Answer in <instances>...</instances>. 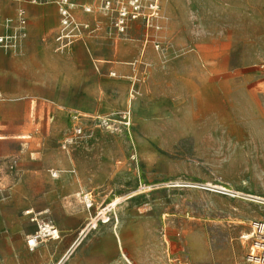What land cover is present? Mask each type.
Segmentation results:
<instances>
[{
	"label": "rangeland",
	"instance_id": "1",
	"mask_svg": "<svg viewBox=\"0 0 264 264\" xmlns=\"http://www.w3.org/2000/svg\"><path fill=\"white\" fill-rule=\"evenodd\" d=\"M154 1L142 0L120 32L119 0H69L76 37L60 49L59 12L57 33L42 40L49 127L59 129L48 139L65 171L98 183L80 195L82 207L93 203L87 234L56 233L67 248L61 264H129L122 252L132 264H256L264 0H157L147 26ZM191 124L198 130L186 132Z\"/></svg>",
	"mask_w": 264,
	"mask_h": 264
},
{
	"label": "crops",
	"instance_id": "2",
	"mask_svg": "<svg viewBox=\"0 0 264 264\" xmlns=\"http://www.w3.org/2000/svg\"><path fill=\"white\" fill-rule=\"evenodd\" d=\"M60 1L0 0V264H61L62 237L82 231L87 220L80 195L98 189L96 179L65 171L60 147L48 139L59 129L49 127L42 40L58 31ZM199 90L203 101V85ZM198 128L191 124L186 132ZM42 225L61 239L43 238L30 248L28 239Z\"/></svg>",
	"mask_w": 264,
	"mask_h": 264
},
{
	"label": "built area",
	"instance_id": "3",
	"mask_svg": "<svg viewBox=\"0 0 264 264\" xmlns=\"http://www.w3.org/2000/svg\"><path fill=\"white\" fill-rule=\"evenodd\" d=\"M32 3H38V2H44L46 0H29ZM64 1V0H63ZM157 0L150 5V15L147 17V26H150L151 19L156 17L157 15ZM67 0L62 4V6L59 9V12L61 14V26L59 29V32L56 37V42L58 43L60 49L66 48L69 43L76 37L74 34V18L71 15L70 9L66 5ZM120 15L119 19L117 21L116 26L120 29V32H124L126 26L128 25L129 20H137L141 16V10L143 2L142 0H119L118 2ZM108 6H110V3H108ZM1 21V16H0ZM148 41V40H147ZM146 41V42H147ZM0 43L3 44V39L0 38ZM82 134L81 128L75 129V135L80 136ZM67 144V143H66ZM67 145L63 146V149H66ZM55 176V174H53ZM212 189H214V192L227 195L233 198H238L240 196L244 197L245 199H248L252 201V196L248 195H242L240 192H237L232 187L224 188V187H218V186H208ZM85 206L88 210H90L93 207V203L90 200H85ZM57 230L53 229L52 227L49 228L48 226H39L38 232L31 238L28 239V245L30 248L35 247V243H38L39 240L47 237L51 238H58V235H56ZM262 258L264 259V250L263 253H261L260 256H252V259L257 260ZM251 259V260H252Z\"/></svg>",
	"mask_w": 264,
	"mask_h": 264
},
{
	"label": "bare ground",
	"instance_id": "4",
	"mask_svg": "<svg viewBox=\"0 0 264 264\" xmlns=\"http://www.w3.org/2000/svg\"><path fill=\"white\" fill-rule=\"evenodd\" d=\"M65 2V0L63 1V3ZM70 3H69V0H67V2H66V5H69ZM105 124L107 123V122H104ZM116 205H117V202H114L109 208H111V207H116ZM109 209H104L103 211H101V213H100V215H105L106 213L105 212H107ZM112 210V209H111ZM96 219L93 221V223H91L90 224V226H96ZM258 224H255L254 225V229L256 230L257 228L259 229V230H261V231H263L264 230V225H262V226H257ZM88 229H89V226L87 227ZM257 231V230H256ZM256 231H254V233H256ZM254 234H246L245 235V238L246 239H251L252 238V236H253ZM35 245H37V243H35ZM255 248H257V249H259V250H262V253H263V250H264V240H260V241H258V244L255 246ZM122 257H123V259H125L129 264H132L131 262H130V260L124 255V253H122ZM252 259V258H251ZM252 261H254V262H256V264H264V259H262V258H260V259H258L257 258V260H255V259H252Z\"/></svg>",
	"mask_w": 264,
	"mask_h": 264
}]
</instances>
